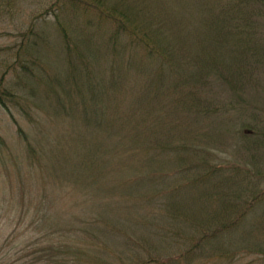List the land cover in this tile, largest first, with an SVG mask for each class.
<instances>
[{
	"label": "rangeland",
	"instance_id": "rangeland-1",
	"mask_svg": "<svg viewBox=\"0 0 264 264\" xmlns=\"http://www.w3.org/2000/svg\"><path fill=\"white\" fill-rule=\"evenodd\" d=\"M52 1L0 0V91L15 94L14 101L4 95L7 108L0 104V264H264L262 251L233 253L236 241L218 246V255L206 250L176 257L185 248L177 239L187 230L170 219L172 203H184L180 195L167 193L178 158L170 151L145 149L149 118L163 115L161 100L151 96L155 84L150 76L141 78L124 57L112 63L93 58L88 41L98 40L89 35L81 41L70 14L49 8ZM149 1L153 8L154 0ZM163 2L174 9L178 4ZM56 19L72 44L83 48L81 58L90 60L91 80L102 77L107 85L111 74L117 80L96 105H90L85 86L81 93L74 87L83 86L86 70L71 73ZM261 28L264 44L263 23ZM72 58L77 64L75 54ZM250 84L239 96L217 90L213 102H223L231 127L224 133L215 128L206 144L196 143L214 151L216 159L249 162L253 157L264 166V147L246 149L237 132L252 114L264 123V69ZM93 106L99 119H113L85 120L84 108L92 115ZM174 118L170 109L162 125L157 122L154 138L169 135Z\"/></svg>",
	"mask_w": 264,
	"mask_h": 264
},
{
	"label": "trees",
	"instance_id": "trees-1",
	"mask_svg": "<svg viewBox=\"0 0 264 264\" xmlns=\"http://www.w3.org/2000/svg\"><path fill=\"white\" fill-rule=\"evenodd\" d=\"M154 2L152 8L149 0H53L48 7L70 14L81 41L89 35L98 40L88 41L93 58L100 56L112 63L117 57H124L141 78L150 76V82L155 84L151 96L161 100L159 110L163 115L149 118L144 130L149 135V145L145 149L170 151L178 158L167 193L171 198L180 195L184 203H172L170 219L187 230L177 239L185 248L176 257L194 256L206 250L211 256L218 255L217 247L227 241H236L233 253L242 249L264 253V166L253 157L249 162L218 160L214 151L196 143L202 139L204 144L215 128L224 133L231 127L223 102H213V98L218 100L217 90L229 89L232 95L239 96L264 69V44L260 37L264 0H177L175 9L164 5L163 0ZM56 23L71 73L86 70L83 86H74L75 89L81 93L85 86L90 105L98 104L97 97L108 95L107 86H114L116 78L111 74L107 85L102 77L100 82L92 81L88 72L90 60L81 58L85 54L83 48L72 44L64 25L57 19ZM72 54L76 55L77 64ZM93 82L98 86L94 87ZM144 82L149 81L146 78ZM5 94L10 101L15 100V94L6 89L0 91V104L7 108ZM90 109L94 114L83 110L85 120L94 119L99 124L101 119H113H99L96 107ZM170 109L175 118L171 120L169 135L154 138L157 122L161 126ZM168 119L164 118L165 123ZM203 126L210 128L201 130ZM133 129L139 134L136 125ZM18 131L27 141L19 127ZM237 132L246 149L264 147V123L255 114L242 121ZM172 139L178 143H171ZM165 174L168 173L161 174V178ZM164 231L173 237L171 228L165 227ZM249 238L255 241H248Z\"/></svg>",
	"mask_w": 264,
	"mask_h": 264
}]
</instances>
